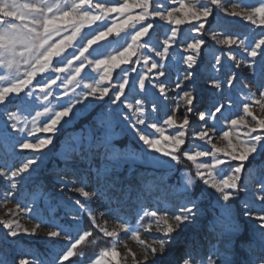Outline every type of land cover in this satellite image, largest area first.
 I'll list each match as a JSON object with an SVG mask.
<instances>
[{"label": "snow or ice", "instance_id": "1", "mask_svg": "<svg viewBox=\"0 0 264 264\" xmlns=\"http://www.w3.org/2000/svg\"><path fill=\"white\" fill-rule=\"evenodd\" d=\"M261 165L264 0H0V264H264Z\"/></svg>", "mask_w": 264, "mask_h": 264}, {"label": "rangeland", "instance_id": "2", "mask_svg": "<svg viewBox=\"0 0 264 264\" xmlns=\"http://www.w3.org/2000/svg\"><path fill=\"white\" fill-rule=\"evenodd\" d=\"M250 2H255V0H250ZM184 28L185 33L188 30V26H182ZM165 29H160L158 30L159 33H162ZM235 30L238 31L241 34H250L252 32L257 31V29H255L253 26L249 25L247 22L244 21H239L236 20L235 21ZM205 39L207 41V36H205ZM209 47L212 46V42L208 41ZM217 49L219 48V46H216ZM205 53L208 52V48L204 49ZM199 88L200 89H205V84H204V80L201 79L200 83H199ZM175 95V93H172L169 97V103L174 104V100L172 99V97ZM197 109L201 108V105L197 104L196 105ZM89 119L91 118L90 116L88 117ZM197 117L194 115L192 117L193 120H195ZM86 123V120L84 118H82L80 121H77V123L71 127V128H67L62 134H58L55 143L57 145V152L58 154H63L64 151L66 150L67 146L70 143V140L73 139H77L82 135V126L83 124ZM38 135H40L41 137L47 135L44 133H39ZM120 143L125 147V149L127 151H133L134 150V146L132 144H130L127 140V138L121 136L119 137ZM47 167L51 168L54 167L57 163H59V161L57 159H53L50 161H47ZM261 167H264V165H261ZM253 171L256 170V165L254 164L252 166ZM185 169H181V171H184ZM180 177V173L177 172L175 174H173L170 179H169V183H176L179 180ZM4 187L3 182L0 181V190H2ZM59 192V190H57ZM60 198L62 199H75L76 196L74 193L71 192H63V193H59ZM145 204L151 205L154 203V201H152L150 198L145 199L144 201ZM13 205L9 204L8 207H12ZM92 207L94 209H98L99 211H103V207L99 205L98 202L93 203ZM169 210L170 211H178V208H175L172 205H169ZM3 209H0V216H3ZM243 219V218H241ZM22 223L25 224L28 227H31V222L28 221L27 219H23ZM115 226L112 222L109 223V227H113ZM82 227L84 228H88L89 224L87 222V220H82ZM217 231H219V229H217ZM193 233L198 234L199 236H201L202 238V244L204 245V251H211L212 246L214 244L217 243V239L216 236L212 230V213H211V208H207V210L202 213V217L201 219L197 222L196 225H193L191 227H189L184 233H182L178 238H177V244L175 245V249H180L183 246V242L185 239H187L188 237H190ZM0 235H2V233H0ZM246 235V231L244 230V228L242 227V231H241V238ZM121 238L122 239H126V243L128 248H130L133 252H135L137 254V259H142V248L139 246L138 243H136L134 240L127 238V234L122 233L121 234ZM142 238H144L142 236ZM240 243V239H237V244ZM105 246H108V242L107 241H101L100 243L96 244L95 246H89L85 251L86 254L88 256H94L98 250L100 248H103ZM120 251L122 253H125L126 250L121 247ZM169 259L173 261V264H175L176 261H178L179 259V252L175 251L170 254ZM127 264H132V260L131 257H128L127 260Z\"/></svg>", "mask_w": 264, "mask_h": 264}]
</instances>
